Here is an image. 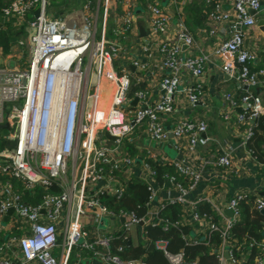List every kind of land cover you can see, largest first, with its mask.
Listing matches in <instances>:
<instances>
[{"label":"built area","instance_id":"obj_1","mask_svg":"<svg viewBox=\"0 0 264 264\" xmlns=\"http://www.w3.org/2000/svg\"><path fill=\"white\" fill-rule=\"evenodd\" d=\"M78 1L79 12L67 18L46 17V0H12L1 9L5 19L23 26L28 55L24 64L10 56L16 62L0 68V125L12 130L8 137H2L9 142V149L0 152V233L10 234L15 223L18 232L0 245V264H66L75 248L87 252L90 262L146 264L144 255L125 260L111 252V236L119 232H125L123 238L129 237V244L131 234L136 240L134 245L140 243L147 248L152 243L162 252L165 264H199L185 261L181 252H166L164 241L149 242L144 237L146 225L177 229L182 223L163 221L157 217L158 212L150 219L146 208L154 197L155 171L139 158L140 139H135L134 132L143 127L148 140L155 143L183 138L187 150L207 145L210 138L202 119L173 120L181 76L192 81L185 89L187 107L197 105L202 92L197 80L202 76L206 56L183 53L181 48L191 47L193 38L181 21H175L172 34L167 36L169 16L154 0ZM169 2L180 4L183 0ZM204 2L210 7L209 35L214 34L213 24L232 22L231 30L213 54L227 56L223 73L237 86L245 87L238 98L224 95L228 107L237 110L231 121L243 127L244 147L250 135L249 123L264 119V104L249 91L264 84V69L251 68L255 55L243 47L240 28L254 26V14L264 13V0H227L229 11L222 8L221 0ZM140 3L145 6L149 34L157 39L159 66L166 72L157 83L159 96L153 102L144 90H136L130 97L127 68L116 65L127 54L122 41L135 29L133 11ZM36 9L39 12L34 17ZM30 13L31 19L25 20ZM16 46L23 47V41L17 40ZM130 65L145 70V64L136 59H131ZM103 94L107 95L104 101ZM131 99L136 100L134 107ZM221 116L229 122L228 113ZM128 147L135 155L127 151ZM148 159L159 163L153 155ZM215 166L229 168L225 152L216 159ZM173 167L190 184L185 188L176 182L179 197L166 198L157 211L163 203L180 205L186 192L200 181V175L190 167L177 163ZM131 170L138 172V181ZM131 180L147 192L142 217L133 211H112L100 200L102 195L121 198ZM12 181L19 187L15 188ZM52 187L58 191H49ZM38 189V202L22 201L23 192L33 197ZM249 198L256 211L264 210V194L256 192L237 193L215 206L205 199L190 203V219L185 222L204 228L200 240H208L212 234L219 238L210 250L215 264H246L252 245L242 248V244L232 243L229 230L238 218V204ZM201 203L209 205L217 221L197 211ZM9 209L11 213L7 214ZM5 218L9 220L4 222ZM110 222H120L119 227L105 233ZM189 242L195 244L196 239ZM261 250L249 264H264V247Z\"/></svg>","mask_w":264,"mask_h":264},{"label":"crops","instance_id":"obj_2","mask_svg":"<svg viewBox=\"0 0 264 264\" xmlns=\"http://www.w3.org/2000/svg\"><path fill=\"white\" fill-rule=\"evenodd\" d=\"M1 1L6 2L7 0ZM154 1L169 16L168 37L172 34L174 23L177 20L181 21L192 35L193 45L187 48L182 47L183 53L206 56V60L203 62L202 76L197 80L202 90L197 105L193 109L187 107L185 89L192 84V81L186 75L181 76L175 94L173 120L202 119L207 127L206 135L210 138L207 145L187 150L183 138L177 140L168 138L167 141L155 143L148 140L143 127L136 129L134 132L135 139L137 141L140 139L138 141L141 147L140 159L147 160L148 155H153L163 166L172 168L171 174L163 175L160 184L156 181L153 184L154 197L146 208L151 220H153L160 204L166 198L175 199L179 197L180 194L174 187L176 182H179L185 188L190 184L189 179L175 172L174 163L186 165L200 175V181L186 192L187 194L183 196V202L178 205L181 213L180 222L182 225L190 226L188 235L185 236L186 240L190 241L199 238L205 231L201 225L197 226L185 222L190 219V203L205 199L215 206L224 204L228 198L241 192L264 194V165L257 163L243 147V127L237 126L231 121L237 110L229 108L224 100L225 94H231L234 98H238L245 88L237 86L234 81L223 73L222 65L227 56L213 54L216 45L231 30L229 26L232 22L213 24L214 34L209 35L210 24L207 21V14L210 7L205 5L204 0H183L180 4L170 3L169 0ZM221 1L222 8L229 11L230 7L227 0ZM71 3L68 8V5L63 2L62 6L60 5L58 8V13L53 15L54 18H67L79 12L81 8L79 1L72 0ZM46 6H48L47 3ZM133 17L135 29L126 34L122 41L127 54L116 65L119 68H127V75L130 80L129 96L131 97L136 90H144L147 93V99L153 102L159 96L157 83L166 72L159 66L156 52L157 39L149 34L143 4L140 3L134 8ZM253 18L255 21L253 27L240 28V31L244 34L242 45L245 49L254 52L255 58L251 68L253 70L264 69V33L259 30L260 26L257 25L259 21H264V13L260 11L254 14ZM142 47H145L147 51H144ZM10 56L13 55H2L0 52V68L11 67L9 63L16 62ZM15 56L18 57V55ZM18 58L20 63L24 64L22 58ZM131 59H136L145 64V70L140 71L133 68L130 65ZM249 91L257 95L264 104V84ZM133 101L131 99V107L135 106ZM223 113L230 115L228 123L222 120L221 115ZM165 124L166 126L169 125L168 122H165ZM222 152L227 154L230 163L227 169L215 166V161L222 155ZM131 174L135 176V181H138V172L131 170ZM118 224L120 222H110L103 231L105 233L115 232L119 227ZM133 236L131 234L130 238L131 244L134 245L136 240L133 239ZM72 256L76 264H99L96 261H88V254H81L78 248L73 250Z\"/></svg>","mask_w":264,"mask_h":264},{"label":"trees","instance_id":"obj_3","mask_svg":"<svg viewBox=\"0 0 264 264\" xmlns=\"http://www.w3.org/2000/svg\"><path fill=\"white\" fill-rule=\"evenodd\" d=\"M10 2L11 0H7L6 2L0 0V52L2 55H9L18 36L23 37L24 35L23 26H16L13 20H7L1 14V9L6 7ZM63 2L64 0H55V4L58 6H62ZM46 3L49 5L47 0ZM24 19H31V13L26 14ZM249 127L250 135L246 139L244 147L257 163L264 165V119H254L249 123ZM7 144H9L8 141L0 139V152ZM127 151L131 155H134L133 148L128 147ZM146 162H148L155 171V179L159 184L162 182L163 175H169L171 174L170 172H172V168L163 166L156 161L147 159ZM12 183L15 188L19 187L17 182L12 181ZM49 191L55 193L58 190L52 187ZM34 194L35 196L30 197L27 192H23L21 197L22 201L31 204L38 202L41 191L38 189ZM146 198L147 192L144 186L132 180L129 182L127 188H125V192L121 198L114 199L107 195L100 196V200L106 204L110 210L115 212L117 210L133 211L137 217H142L145 213L143 203L146 201ZM197 211L200 214H205V216L210 217L212 221L216 220V215L209 210L207 204L201 203L197 207ZM238 211V218L229 230V240L232 243L242 244V248H245L248 244L252 245L249 249L248 260L246 261V264H249L253 256L261 253V249L264 247V214H260L253 208L250 198L238 204ZM157 217L168 223L180 221L181 213L178 204L163 203L158 211ZM8 220V218H5L4 222ZM16 226L17 223L11 227L10 234L0 233V245L8 236L18 234ZM189 229V225H178L177 229L170 226L164 228L162 225H146L143 227V233L144 237L149 242L164 241L166 252L170 254L181 252L184 260L187 262L215 264V258L210 250L219 242L217 234H212L208 240H200V237H197L196 243L193 244L183 239L188 235ZM125 235V232H119L111 236L110 248L113 254L125 260L137 259L144 255L143 260L146 264H165V259L161 251L153 249L147 252L146 247L142 246L140 243L136 245H127L126 242L129 240V237L126 236L124 239L123 236ZM118 248L119 250H117ZM73 250L74 249L71 250L66 264H76L72 256ZM80 252L83 255L87 254L84 250H80Z\"/></svg>","mask_w":264,"mask_h":264},{"label":"rangeland","instance_id":"obj_4","mask_svg":"<svg viewBox=\"0 0 264 264\" xmlns=\"http://www.w3.org/2000/svg\"><path fill=\"white\" fill-rule=\"evenodd\" d=\"M48 1V3H49V5L48 6H46V9H45V16L46 17H48V16H50V17H52V18H54L55 16H53V15H55L56 13H58V8H59V6L57 5V4H55V0H52V1H50V0H47ZM64 2L68 5V8L70 7V4H72L71 2H72V0H64ZM61 14V13H60ZM59 14V15H60ZM64 14L62 13V16H63ZM61 16V17H62ZM19 39H21L22 41H23V44H24V46L23 47H18V46H16V47H13L11 50H10V55H13V56H15V55H18V57H20V58H22V62H25V60H26V58H27V52H28V47H27V45H26V42H25V37H24V35H23V37L22 36H18V38H17V40H19ZM14 46V45H13ZM21 64V63H20ZM13 65V63L12 62H10L9 63V66H12ZM106 96L107 95H105V94H103V98H102V101H104L105 99H106ZM11 132H12V130H8V129H0V139H2V137H8L10 134H11ZM152 145H153V143H152ZM9 146H10V144H7L5 147H4V149H9ZM57 250H55L54 251V253H53V255L56 257L57 256V252H56Z\"/></svg>","mask_w":264,"mask_h":264},{"label":"water","instance_id":"obj_5","mask_svg":"<svg viewBox=\"0 0 264 264\" xmlns=\"http://www.w3.org/2000/svg\"><path fill=\"white\" fill-rule=\"evenodd\" d=\"M38 12H39L38 9L34 10V12H33L34 17L38 16ZM248 13H249L250 15L253 14V12H251V11H248ZM257 25L260 26V27H259V30L262 31V32L264 33V21H259ZM236 30H239L238 25L236 26ZM244 88H245V87H244ZM134 102H135V100L133 101V103H134ZM3 128H4V125L1 124V125H0V129H3ZM139 202H140V200H139ZM10 213H11V209H9V210L7 211V214H10ZM226 213L228 214V212H226ZM259 213L263 215V214H264V210H260ZM228 215H229V214H228ZM120 222H122V220H120ZM139 225H140V223H139ZM126 244L129 245V242H127ZM153 249H154L153 244H152V243H149V244L147 245L146 251H147V252H150V251H152ZM225 256H226V253H225ZM263 261H264V260H263ZM12 264H16V263H12Z\"/></svg>","mask_w":264,"mask_h":264}]
</instances>
